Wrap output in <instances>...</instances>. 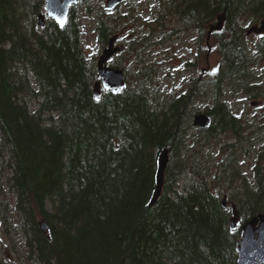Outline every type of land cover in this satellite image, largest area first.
Returning a JSON list of instances; mask_svg holds the SVG:
<instances>
[{"label": "trees", "instance_id": "16d2710c", "mask_svg": "<svg viewBox=\"0 0 264 264\" xmlns=\"http://www.w3.org/2000/svg\"><path fill=\"white\" fill-rule=\"evenodd\" d=\"M176 2L179 21L198 29L199 42L225 15L222 29L205 41L220 55L205 83L207 127L192 123L196 84L157 104L145 85L146 66L96 100L97 73L84 54L76 5L63 28L51 19L39 27L44 0H0V157L6 149L12 214L33 264H236L239 226L264 212V147L251 178L242 175L235 158L247 123L225 90L262 95L264 130V89L252 77L241 21L264 19V0ZM95 30L106 44L111 25L100 18ZM255 43L264 54V33ZM191 134L234 139L222 145L213 182L200 162L187 173L182 151ZM162 149L169 154L164 182L148 206ZM230 203L240 213L234 230Z\"/></svg>", "mask_w": 264, "mask_h": 264}, {"label": "rangeland", "instance_id": "374dc122", "mask_svg": "<svg viewBox=\"0 0 264 264\" xmlns=\"http://www.w3.org/2000/svg\"><path fill=\"white\" fill-rule=\"evenodd\" d=\"M105 2L106 0H79L75 4V17L80 25L84 54L88 63L95 67L96 73L97 60L107 45H101L96 37L95 26L103 18L111 25V36L117 37L118 45L123 47L121 52L110 59V66L121 69L129 82L136 75L139 66H146L149 71H146L145 85L157 104L172 95L186 92L196 84L193 117L204 112L207 106V100L204 99L207 95L205 83L217 68L220 55L213 46L214 43H206L207 39L199 42L197 28L188 27L179 21V15L175 11L176 0H127L115 11H108ZM44 7L45 2L39 13L44 12ZM87 8L90 9L89 12ZM35 20L37 25V17ZM262 20L241 16L245 31L251 26H258ZM258 35L259 33L246 34L245 40L254 61L252 77L258 78L257 82L262 86L259 89H264V54L255 48ZM141 71L145 73V70ZM254 95L244 94L237 87L225 90L230 108L241 114L247 123L245 140L236 152L235 167L248 178H251L252 164L259 149L264 147L259 105L263 97L260 94ZM252 101L258 103L252 105ZM232 141L234 139L229 134L211 139L191 134L182 151L183 157L188 159L187 173L196 168L195 162H200L207 168L205 171L209 180H216L213 175L217 173V164L224 159L222 145ZM3 153V158L0 157V258L6 264H33L25 247L21 228L12 214V193L5 177L10 171L6 162V149ZM217 187L224 191L223 186H214L215 189Z\"/></svg>", "mask_w": 264, "mask_h": 264}, {"label": "water", "instance_id": "95a60500", "mask_svg": "<svg viewBox=\"0 0 264 264\" xmlns=\"http://www.w3.org/2000/svg\"><path fill=\"white\" fill-rule=\"evenodd\" d=\"M78 0H45V13L38 14V25L42 27L45 17L52 19L59 28H63L69 9ZM122 0H106L105 7L112 10L117 7ZM225 21L224 13L217 16L216 22L211 23L207 32V39L212 31L221 30ZM264 32V20L258 26H251L247 29V34ZM121 50V47L115 45V38H110L106 48L102 50L97 60L98 79L93 83V94L97 100L101 96L102 90L119 91L126 86L123 71L114 68L108 64L109 60ZM255 101L252 105H256ZM194 126L207 127L210 124V118L204 112L198 113L193 117ZM169 160L167 149H162L157 154V168L154 174L155 188L152 192L148 206L153 205L160 193L164 182V171ZM223 206L227 205L226 196L222 198ZM231 217L229 226L234 230L240 221V213L234 203L229 204ZM39 227L42 232H47V225L44 221H39ZM240 238L236 242L235 250L237 253L236 264H264V212L258 213L252 218L246 220L239 226Z\"/></svg>", "mask_w": 264, "mask_h": 264}, {"label": "flooded vegetation", "instance_id": "af4514ba", "mask_svg": "<svg viewBox=\"0 0 264 264\" xmlns=\"http://www.w3.org/2000/svg\"><path fill=\"white\" fill-rule=\"evenodd\" d=\"M127 0H123L122 2H121V5L123 4V3H125ZM72 7V6H71ZM71 7H70V9H71ZM118 8V7H117ZM117 8H115L113 11H115ZM70 9H69V12H70ZM69 12H68V15H69ZM68 17V16H67ZM110 38H112V36H110L109 37V39ZM113 38H115V43H118V38L117 37H115V36H113ZM123 48V47H122Z\"/></svg>", "mask_w": 264, "mask_h": 264}]
</instances>
